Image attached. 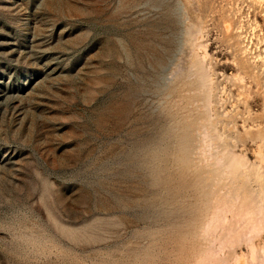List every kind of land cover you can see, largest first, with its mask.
Here are the masks:
<instances>
[{"label":"rangeland","instance_id":"rangeland-1","mask_svg":"<svg viewBox=\"0 0 264 264\" xmlns=\"http://www.w3.org/2000/svg\"><path fill=\"white\" fill-rule=\"evenodd\" d=\"M0 264H264V0H0Z\"/></svg>","mask_w":264,"mask_h":264}]
</instances>
